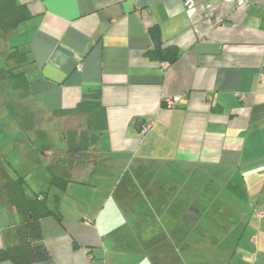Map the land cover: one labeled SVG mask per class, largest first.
Returning <instances> with one entry per match:
<instances>
[{
  "label": "crops",
  "instance_id": "crops-1",
  "mask_svg": "<svg viewBox=\"0 0 264 264\" xmlns=\"http://www.w3.org/2000/svg\"><path fill=\"white\" fill-rule=\"evenodd\" d=\"M238 1L17 0L29 16L0 52V165L52 211L34 264H264V0ZM94 89L106 128L51 185L15 136L45 115L63 125L53 113ZM19 219L0 191V248Z\"/></svg>",
  "mask_w": 264,
  "mask_h": 264
},
{
  "label": "trees",
  "instance_id": "trees-1",
  "mask_svg": "<svg viewBox=\"0 0 264 264\" xmlns=\"http://www.w3.org/2000/svg\"><path fill=\"white\" fill-rule=\"evenodd\" d=\"M28 16L29 11L25 4L17 0H0V33L9 35ZM169 48L172 60L177 51L174 46ZM7 72L10 73L13 86L18 87L25 82L22 72L14 73L11 68L7 69ZM53 114L64 116L65 121L75 122L63 132V149L55 145L48 130L43 127L28 129L31 130L30 133L21 129L15 138L27 142L30 160L48 169L51 185L62 187L76 161L90 156L89 149L98 142L101 132L106 128L107 119L98 89L85 92L81 101L74 107L61 109ZM51 155L56 158L52 159ZM0 191L7 208L17 212L20 217L15 228L16 243L0 248V264H34L47 260L49 253L41 242L40 220L52 211L46 204L45 192L28 194L24 177L9 176L2 165Z\"/></svg>",
  "mask_w": 264,
  "mask_h": 264
},
{
  "label": "rangeland",
  "instance_id": "rangeland-1",
  "mask_svg": "<svg viewBox=\"0 0 264 264\" xmlns=\"http://www.w3.org/2000/svg\"><path fill=\"white\" fill-rule=\"evenodd\" d=\"M0 38H2V39H0V52H3L6 48H8L9 44H11V43H10V40L8 39V44H7L6 48H5V47H3V44H2V42H4L3 39L5 38V36L0 33ZM4 52H6V51H4ZM6 55L7 54H5V53H0V61H1L0 62V73H3L4 69L7 67L3 63V62H5V58H6L5 56ZM7 64L12 66V62L8 61ZM16 69H18V68H16ZM1 77H4V74H2L0 76V78ZM5 113L10 115L9 111L7 110V108L4 107V105H1L0 106V118L6 116ZM53 117H56V116H52V115H49V116L45 115V117L41 116V118H44L43 120H45V122L47 123L43 128H46L48 130V132L50 134V137L53 140V142L55 143V145L59 146L61 144V142H60V140H61L60 132L64 131V129H63L64 127L66 129L67 127L73 126V124L75 122H72L70 120H69V122L68 121H63V125H62V121L61 120L59 122H56V121H54ZM40 120L43 121L42 119H40ZM58 151H60V150H58ZM15 154L16 153H14V154L12 153V155H15ZM59 154L60 153H58L57 155H59ZM12 155L8 156L6 158L7 159L12 158ZM53 155H51V158L52 159L56 158V156H53Z\"/></svg>",
  "mask_w": 264,
  "mask_h": 264
},
{
  "label": "built area",
  "instance_id": "built-area-1",
  "mask_svg": "<svg viewBox=\"0 0 264 264\" xmlns=\"http://www.w3.org/2000/svg\"><path fill=\"white\" fill-rule=\"evenodd\" d=\"M184 2V5L187 6V7H190L192 4H193V0H183ZM247 1H244V0H239L237 5L238 4H244L246 3ZM163 66H166V63H162ZM179 96H172V97H166L164 99V102L167 106L169 107H173L176 105V103L179 101ZM151 126V123H146L143 127H142V130L143 131H146L148 130V128ZM258 216H263L264 215V211H258L257 212Z\"/></svg>",
  "mask_w": 264,
  "mask_h": 264
}]
</instances>
